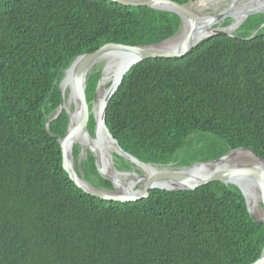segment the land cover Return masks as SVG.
Segmentation results:
<instances>
[{
  "label": "trees",
  "instance_id": "obj_1",
  "mask_svg": "<svg viewBox=\"0 0 264 264\" xmlns=\"http://www.w3.org/2000/svg\"><path fill=\"white\" fill-rule=\"evenodd\" d=\"M179 22L109 0H0V264H253L259 257L264 225L250 218L235 186L103 201L62 169L50 134L63 136L65 112L45 131L60 104L58 73L73 59L107 43H159ZM262 23L264 13H254L238 38L216 35L182 58L131 67L105 110L118 146L161 165L216 160L238 148L264 159V28L247 39ZM100 73L88 79V103ZM100 171L90 154L81 161L88 182L111 189Z\"/></svg>",
  "mask_w": 264,
  "mask_h": 264
},
{
  "label": "water",
  "instance_id": "obj_2",
  "mask_svg": "<svg viewBox=\"0 0 264 264\" xmlns=\"http://www.w3.org/2000/svg\"><path fill=\"white\" fill-rule=\"evenodd\" d=\"M125 7H146L156 11L175 14L179 18V26L175 34L159 43L145 46H124L107 43L91 53H84L71 61L66 69L58 73L60 104L51 117L45 119L44 128L49 133V123L63 111L67 116L66 130L63 136L51 137L57 139L62 158V169L70 181L85 194L103 201L134 202L148 196L149 191H194L212 182L233 185L241 193L250 218L257 224L264 225V159L258 157L247 148L231 150L216 160L194 163L189 166H175L174 162L166 165L140 162L135 157L124 152L114 140L105 125L106 106L119 87L128 70L147 59L182 58L199 42L216 35L237 37V29L244 20L255 12L264 13V4L258 6L257 0L240 4L236 0L229 2L226 12L216 15L196 10L195 0L179 4L172 0H109ZM222 5V4H221ZM232 5L243 6L240 22L232 17ZM232 12V13H231ZM231 21L223 26L227 19ZM264 28L259 25L250 35L251 39ZM167 44L161 50L155 47ZM102 64L101 73L95 87L92 100H86V87L89 77L97 71L96 66ZM106 70H113V78L102 82ZM56 78L55 82L57 81ZM66 81V85H64ZM106 84L103 104L96 116L93 114V104L100 87ZM68 90L67 96L65 92ZM92 118L93 128L90 135L89 118ZM81 142H80V141ZM79 150L78 156L73 157L74 148ZM90 154L100 168L101 175L108 180L111 189L98 188L88 182L81 173V161ZM239 154H245L234 159ZM120 158L124 163L131 164L134 169L130 172L120 171L115 160ZM229 162L228 165H223ZM145 168L150 169L147 173ZM152 171V173H151ZM127 177H132V182ZM259 202L262 209L260 216H255L249 200ZM253 264H264V242L259 257Z\"/></svg>",
  "mask_w": 264,
  "mask_h": 264
},
{
  "label": "bare ground",
  "instance_id": "obj_3",
  "mask_svg": "<svg viewBox=\"0 0 264 264\" xmlns=\"http://www.w3.org/2000/svg\"><path fill=\"white\" fill-rule=\"evenodd\" d=\"M230 1L231 0H195V2L193 3V7L196 10L202 11L204 9V11H206V13L209 12L210 14L212 13V14L216 15V14H218L220 12H226L227 9L230 7L228 5ZM238 1L241 2L243 4V6H244V3L246 2V0H236V3ZM257 1H258V6H261L262 4H264V0H257ZM243 6L241 5V7H237L236 5H232L231 9L233 10V12H235V15H234V13L231 12L233 14L232 17L234 18V20L240 22L241 12H242ZM255 13H258V12H255ZM167 46H168L167 44H162V45L156 46L155 49L156 50H161V49L166 48ZM112 78H113V70H106L104 72L102 82L106 83L108 80H110ZM105 83L98 90V93L96 95V101L93 104L92 112L96 116L98 115V112H99V110H100V108H101V106L103 104L104 94H105V91H106V84L108 82L106 84ZM63 84L66 85L67 84L66 81H64ZM244 155L245 154H239L234 159H239V158L243 157ZM228 164H229V162H226L223 165H228ZM145 170L147 171V173H150V169L149 168H145ZM151 173H152V171H151ZM130 181H133V179H130ZM250 201L255 203V201H253L252 199H250ZM256 206H257V208L259 207L257 204H256ZM258 210L260 211V214H261L262 213V209L259 207Z\"/></svg>",
  "mask_w": 264,
  "mask_h": 264
},
{
  "label": "rangeland",
  "instance_id": "obj_4",
  "mask_svg": "<svg viewBox=\"0 0 264 264\" xmlns=\"http://www.w3.org/2000/svg\"><path fill=\"white\" fill-rule=\"evenodd\" d=\"M246 2H249V0H246ZM245 2V3H246ZM238 3H240V4H242L241 2H238ZM227 22H229V21H227ZM240 28V27H239ZM238 28V29H239ZM237 29V30H238ZM97 70H100L101 71V69H102V64H100L97 68H96ZM67 94H68V90H66V92H65V96H67ZM199 146V145H198ZM231 151V150H230ZM229 152V151H228ZM227 152V153H228ZM226 154V153H225ZM224 154V155H225ZM223 156V155H222ZM220 158V157H219ZM208 161H211V160H208ZM202 162H207V161H193V162H191L189 165H191V164H194V163H202ZM115 165H117L118 167H119V170L120 171H124V172H130V170L131 169H134L133 167H131L132 165L131 164H129L128 163V168H124L123 167V165H122V163L119 161V160H115ZM122 165V166H121ZM188 165V166H189ZM127 179H132V177H127ZM135 180L133 179V181L132 182H134ZM258 206H259V202L257 201V203H256Z\"/></svg>",
  "mask_w": 264,
  "mask_h": 264
},
{
  "label": "clouds",
  "instance_id": "obj_5",
  "mask_svg": "<svg viewBox=\"0 0 264 264\" xmlns=\"http://www.w3.org/2000/svg\"><path fill=\"white\" fill-rule=\"evenodd\" d=\"M227 21L230 22L231 19L229 18V19L226 20V22H227ZM226 22H225V23H226ZM229 22H227V24H228ZM223 24H224V23H223ZM227 24H226V25H227ZM223 26H224V25H223ZM260 31H261V30H260ZM252 32H253V31H252ZM252 32H251V34H252ZM251 34H250V35H251ZM249 37H250V36H249ZM249 37H248V38H249ZM98 66H99V65H98ZM98 66H97V67H98ZM97 67H96V68H97ZM96 68H95V69H96ZM90 135H91V134H90ZM78 151H79V150H78ZM126 163H127V162H126ZM174 163H175V166H177V165H176V162H174ZM127 164H128V163H127ZM177 167H180V166H177Z\"/></svg>",
  "mask_w": 264,
  "mask_h": 264
}]
</instances>
